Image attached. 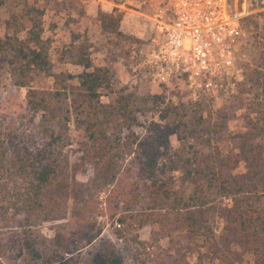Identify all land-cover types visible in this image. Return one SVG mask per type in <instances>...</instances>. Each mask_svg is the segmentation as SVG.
<instances>
[{
  "label": "trees",
  "instance_id": "1",
  "mask_svg": "<svg viewBox=\"0 0 264 264\" xmlns=\"http://www.w3.org/2000/svg\"><path fill=\"white\" fill-rule=\"evenodd\" d=\"M5 1L0 0V4ZM60 1L44 0L55 6ZM235 1L239 2L236 10L240 11L242 0ZM42 15L43 8L37 0H23L21 8L9 12L3 20L9 33L0 40V69L5 61L13 83L25 91L21 98L0 102V208L12 206L27 222L34 211L43 207L49 211L48 205L58 204L60 188L54 183L67 164L63 146L67 123L73 116L85 136L83 160L93 164L97 175L112 184L114 196L121 195L129 218L130 210L137 206L142 210L143 221L155 225L151 228L155 236L167 225L179 229L188 239L198 238L200 245L193 264H243L246 254L252 264H264V34L260 36L249 24L245 28L249 14L240 17V30L249 32L258 54L252 59V67L241 66L243 88L237 92H244L251 111L243 115V124L231 132L237 146L223 151L225 157L219 156L222 129H217V122L221 115L214 114L216 129L208 131L201 126V113H192L194 127L184 129L185 137L212 139L214 144L210 147L214 150L210 156L198 152L185 158L176 152V158L163 162H159V157L168 153V138L178 130L151 122L146 128L148 134L136 137L129 129L135 121L130 102L121 97L111 103L100 100L98 87L107 80V70L103 66L92 67L80 46H60L56 52L58 59L68 55L82 65L76 83L69 82L72 76L68 72H50L52 36L43 34ZM120 15L113 8L101 18L116 27ZM34 71L49 75L51 84L45 88L29 86L26 75ZM236 94L226 99L232 102L239 97ZM129 154L131 163L120 170L123 158ZM230 155L245 161L249 170L245 174L236 172L234 164L223 159ZM172 169H180L191 184L186 199L165 175ZM129 173L134 177L130 178ZM212 193L227 200L217 205L223 221L218 235L205 217L212 207ZM56 211L59 212L53 218L61 217L57 216L61 209ZM10 245L15 249L14 256L25 253L31 260L40 257L35 237L28 229L16 232Z\"/></svg>",
  "mask_w": 264,
  "mask_h": 264
},
{
  "label": "rangeland",
  "instance_id": "2",
  "mask_svg": "<svg viewBox=\"0 0 264 264\" xmlns=\"http://www.w3.org/2000/svg\"><path fill=\"white\" fill-rule=\"evenodd\" d=\"M231 1L235 6L239 3ZM22 2L6 0L0 4V40L9 33L3 20L9 12H17ZM37 5L43 8V34L52 36L49 48L50 72H68L72 76L69 82L76 83L77 75L83 70L82 65L74 63L68 55L58 59L56 52L60 46H80L92 67L103 66L107 70V80L98 87L100 100L111 103L121 97L130 102L135 121L130 123L129 129L136 137L146 136V128L151 122L161 128L169 126L178 130L177 134L169 136V154L161 155L159 162L176 158V152L182 158L191 153L197 155L198 152L211 155V149L214 150L210 147L214 144L212 139L185 137L184 129L194 127L195 121L190 118L198 116L197 113H201V126L208 131L216 129L213 118L217 112L221 115L216 121L217 129H222L219 156L225 157L223 151L229 150L230 146H237V140L231 132L243 124V115L251 111L244 92L241 91L239 95L237 92L243 88L242 67H252V59L258 54L247 30L242 28L241 34L232 41V63L222 78L205 85L204 79L189 82L180 74H158L147 62L151 49L149 39L118 31L114 24H109V21L106 23L107 20L101 18V14L105 13L98 11L95 16L86 17L75 0H61L56 6L37 0ZM242 6L244 14H249L245 28L248 24L255 26L252 30L260 32L262 36L264 0H242ZM129 7L132 15L143 16L140 13L147 12L138 0L132 1ZM134 8L140 13L134 12ZM1 65L0 102L21 98L25 88L13 83L9 65L5 61ZM26 80L29 86L36 88L51 84V77L43 71L30 72ZM234 93L239 96L236 100L230 102L226 99ZM192 113H196L195 116ZM66 134L63 153L66 154L67 164L54 183L55 187L60 188L58 204L48 205L49 211H44V207L34 211L27 222L21 219L23 215L18 216V211H14L12 206L0 208V264H193L196 260L195 250L200 245L199 239H188L179 229L167 225L163 226L166 228L163 232L155 236L151 230L155 225L152 226L149 220L143 221L142 210L137 206L130 210L129 218L122 205L121 195L114 196L111 193L112 184L97 175L93 164L83 160L85 136L73 116L67 123ZM130 156L125 155L120 170L129 166ZM223 159H227L231 166L234 164L236 172L245 174L249 170L245 161L233 155ZM235 160L239 162L235 163ZM165 172L168 181L186 199L191 190L187 177L180 169ZM129 176L134 177L130 173ZM226 201L215 197L213 193L210 195L212 207L205 217L215 235L222 231L223 226L217 205ZM57 209H61L57 215L61 217L53 218L59 212ZM134 217L141 219L135 220ZM22 229H28L34 235L40 251L39 258L31 260L25 253L14 256L15 249L10 242L14 240L16 232ZM201 249L204 250L203 247ZM242 263L252 264L248 254Z\"/></svg>",
  "mask_w": 264,
  "mask_h": 264
},
{
  "label": "built area",
  "instance_id": "3",
  "mask_svg": "<svg viewBox=\"0 0 264 264\" xmlns=\"http://www.w3.org/2000/svg\"><path fill=\"white\" fill-rule=\"evenodd\" d=\"M152 21L147 62L158 74H180L189 82L221 79L232 63V41L240 17L231 0H138ZM120 12V10H117Z\"/></svg>",
  "mask_w": 264,
  "mask_h": 264
},
{
  "label": "crops",
  "instance_id": "4",
  "mask_svg": "<svg viewBox=\"0 0 264 264\" xmlns=\"http://www.w3.org/2000/svg\"><path fill=\"white\" fill-rule=\"evenodd\" d=\"M58 1V0H57ZM82 8L86 17H93L100 11L109 14L113 8L120 10V18L117 21L116 29L122 33L147 39L152 33V21L144 16H136L130 13V4L134 0H75ZM137 5H135L136 7ZM134 12L140 13L139 10L133 9ZM139 25V26H138ZM140 27V28H139Z\"/></svg>",
  "mask_w": 264,
  "mask_h": 264
}]
</instances>
